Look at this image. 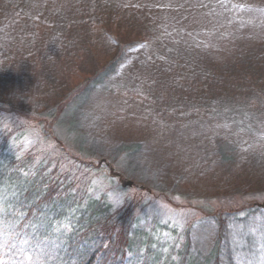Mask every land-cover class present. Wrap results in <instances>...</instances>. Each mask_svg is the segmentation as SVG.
Here are the masks:
<instances>
[{"label": "rangeland", "instance_id": "1", "mask_svg": "<svg viewBox=\"0 0 264 264\" xmlns=\"http://www.w3.org/2000/svg\"><path fill=\"white\" fill-rule=\"evenodd\" d=\"M0 144L201 255L244 216L264 264V0H0Z\"/></svg>", "mask_w": 264, "mask_h": 264}, {"label": "trees", "instance_id": "2", "mask_svg": "<svg viewBox=\"0 0 264 264\" xmlns=\"http://www.w3.org/2000/svg\"><path fill=\"white\" fill-rule=\"evenodd\" d=\"M30 160L0 144V264H232V250L248 244L247 218L231 212L208 216L206 228L215 238L203 255L187 232L183 242L157 240V226L134 224L74 188L76 180L65 173ZM232 220L240 223L231 228ZM230 231L245 241L242 247L229 242Z\"/></svg>", "mask_w": 264, "mask_h": 264}]
</instances>
